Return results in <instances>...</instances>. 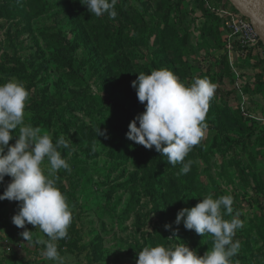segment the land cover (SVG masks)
Returning a JSON list of instances; mask_svg holds the SVG:
<instances>
[{"label":"rangeland","instance_id":"rangeland-1","mask_svg":"<svg viewBox=\"0 0 264 264\" xmlns=\"http://www.w3.org/2000/svg\"><path fill=\"white\" fill-rule=\"evenodd\" d=\"M81 3L0 0V66L15 75L0 72V84L22 82L30 93L25 123L69 144L60 151L71 170L55 173L73 213L68 237L56 242L64 264H136L137 253L157 244L183 243L203 255L214 238L182 223L174 235V221L209 194H231L233 215L244 222L233 259L264 264V59L232 44L237 7L230 0H118L112 19ZM161 68L185 84L193 77L217 84L206 136L185 158L194 162L187 174L177 175L183 163L173 166L126 138L145 110L132 81ZM42 167L47 174V159ZM9 182L6 176L0 195ZM18 210V202L0 201V264H57L42 255L49 238L38 227L25 226L42 243L22 238L25 229L12 223Z\"/></svg>","mask_w":264,"mask_h":264},{"label":"clouds","instance_id":"clouds-1","mask_svg":"<svg viewBox=\"0 0 264 264\" xmlns=\"http://www.w3.org/2000/svg\"><path fill=\"white\" fill-rule=\"evenodd\" d=\"M117 3L118 0H83L81 4L96 17L107 14L115 19ZM131 87L145 110L129 123L126 138L146 149L154 148L173 166L183 163L177 175L187 174L194 162L184 161L206 136V116L217 84L200 77H193L190 84H185L171 70L161 68L150 74L139 73ZM29 96L22 82L13 80L0 84V184L6 176L11 177L0 201L18 202L19 210L12 217V223L25 229L20 233L22 238L28 243H42L33 241V232L25 226L38 227L49 238L42 255L64 264L56 242L68 237L73 213L67 196L57 186L55 173L61 169L71 170L60 151L67 149L69 144L63 136L54 144L50 134H41L39 127L25 123ZM17 128L19 135L14 137L12 133ZM97 132L98 136L108 138L106 130L101 131L99 127ZM14 138L15 143L10 145ZM45 159L50 164L47 174L42 167ZM233 204L231 194L218 198L209 194L194 207L177 212L174 235L182 223L186 230H194L200 236L210 234L214 238L212 249L203 255L183 243L172 247L157 244L145 246L137 253L136 264H240L233 259L241 248L240 241L234 237L244 222L239 212L233 215ZM225 216L231 218L225 219ZM165 228L170 229L171 225Z\"/></svg>","mask_w":264,"mask_h":264},{"label":"built area","instance_id":"built-area-1","mask_svg":"<svg viewBox=\"0 0 264 264\" xmlns=\"http://www.w3.org/2000/svg\"><path fill=\"white\" fill-rule=\"evenodd\" d=\"M233 43L249 49L264 59V41L260 32L244 13L237 10L233 16Z\"/></svg>","mask_w":264,"mask_h":264},{"label":"water","instance_id":"water-1","mask_svg":"<svg viewBox=\"0 0 264 264\" xmlns=\"http://www.w3.org/2000/svg\"><path fill=\"white\" fill-rule=\"evenodd\" d=\"M248 17L264 41V0H230Z\"/></svg>","mask_w":264,"mask_h":264},{"label":"trees","instance_id":"trees-1","mask_svg":"<svg viewBox=\"0 0 264 264\" xmlns=\"http://www.w3.org/2000/svg\"><path fill=\"white\" fill-rule=\"evenodd\" d=\"M235 49L237 50V51H239L240 53H242V55H246V56H251L252 55V52L253 51H251V50H249V49H243L241 46H239V45H236V47H235ZM0 72H5V75L4 76H8L9 78H13V76H15V75H12V72L13 71H11V70H7V69H5V70H3V67L2 66H0ZM3 82H5L2 78H0V83H3ZM239 141L237 142V144L238 145H243L244 144V141H243V139L242 138H240V139H238Z\"/></svg>","mask_w":264,"mask_h":264}]
</instances>
